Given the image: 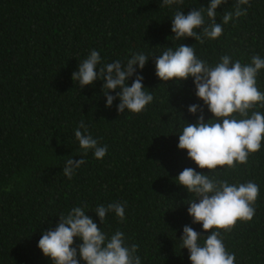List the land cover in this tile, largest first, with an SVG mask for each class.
<instances>
[{"label": "trees", "instance_id": "1", "mask_svg": "<svg viewBox=\"0 0 264 264\" xmlns=\"http://www.w3.org/2000/svg\"><path fill=\"white\" fill-rule=\"evenodd\" d=\"M236 3L228 0L216 10L218 23ZM207 4L184 0L179 10L187 15ZM242 7L246 15L201 44L172 38L177 8L162 7L160 0H0V264H51L37 244L60 215L86 205V215L99 226L95 208L117 201L126 203V218L120 222L108 215L100 224L104 232H124L142 264H190L178 242L183 227L205 237L211 231L192 223L186 203L192 197L175 181L185 168L211 174L177 149L183 123L196 122L190 105L201 106L197 115L205 122L212 118L196 98L192 79L161 82L152 58L139 75L153 102L139 114H121L118 100L105 108L102 81L80 89L71 76L92 50L100 52L102 63L126 61L141 51L159 55L162 47L177 44L194 46L196 56L210 65L224 55L242 64L264 57V0ZM257 87L264 92V70ZM81 123L108 152L96 160L90 151L69 179L64 161L81 158L74 137ZM216 171L215 179L230 184L259 185L253 219L237 221L222 238L235 264H264V142L246 164Z\"/></svg>", "mask_w": 264, "mask_h": 264}, {"label": "clouds", "instance_id": "2", "mask_svg": "<svg viewBox=\"0 0 264 264\" xmlns=\"http://www.w3.org/2000/svg\"><path fill=\"white\" fill-rule=\"evenodd\" d=\"M228 0H208L207 7H194L187 15L179 10L184 0H160L162 7L177 10L171 19L172 38L177 42L192 38L201 44L219 38L224 25L246 15L242 6L249 0H237L231 11L224 12L222 22H217L216 10ZM159 55H149L143 51L132 53L126 61L114 60L102 63L98 50L79 63L71 79L80 89L102 81L101 92L105 98V108H110L114 100L118 113L126 111L139 114L149 106L154 97L143 85L139 73L148 61L154 58L155 75L161 82H181L192 79L196 98L206 106L211 119L204 120L201 106L188 107L189 115L196 116L194 124H184L178 136L177 149L186 151L187 158L197 168L208 169L204 174L194 168H185L175 179L191 199L187 203V215L193 224H199L204 233L200 235L190 226H184L179 239L180 249H186L190 264H235L234 253L229 252L223 241V233L231 231L237 221L250 222L255 215L254 204L259 196V185L228 183L215 179L217 168H235L246 164L251 154L261 150L264 142V112L252 111L260 105L264 107V92L257 87V76L264 70V57L253 56L249 63L233 61L224 55L210 65L195 54L194 46L177 44L162 47ZM131 80V86L128 81ZM115 92L116 95L109 93ZM80 159L68 157L64 161L63 174L71 179L82 165L84 157L91 151L96 160L103 159L108 148L100 145L81 123L74 130ZM126 203L112 202L98 205L94 214L99 226L86 215V205L74 206L66 215L59 216L54 229L43 232L37 248L51 264H142L135 244L128 246L125 233L117 230L111 235L100 228L105 218L113 214L120 222L126 218ZM223 230V231H222ZM75 241H79L75 245Z\"/></svg>", "mask_w": 264, "mask_h": 264}]
</instances>
